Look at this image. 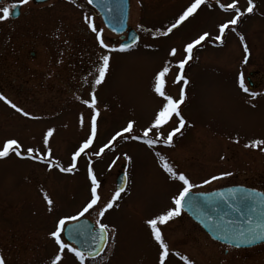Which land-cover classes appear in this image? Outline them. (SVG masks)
<instances>
[{
  "label": "rangeland",
  "instance_id": "obj_1",
  "mask_svg": "<svg viewBox=\"0 0 264 264\" xmlns=\"http://www.w3.org/2000/svg\"><path fill=\"white\" fill-rule=\"evenodd\" d=\"M129 3L119 52L86 0L0 3V264H264L178 205L264 191V0ZM81 216L108 232L95 262L62 238Z\"/></svg>",
  "mask_w": 264,
  "mask_h": 264
},
{
  "label": "water",
  "instance_id": "obj_2",
  "mask_svg": "<svg viewBox=\"0 0 264 264\" xmlns=\"http://www.w3.org/2000/svg\"><path fill=\"white\" fill-rule=\"evenodd\" d=\"M1 1V0H0ZM46 0H33L44 2ZM98 12L103 25L114 34L126 32L120 46L128 48L137 41V33L128 28L129 0H87ZM19 15V4L9 11L11 18ZM126 177H116V189L124 188ZM179 206L198 223L208 235L235 247H248L264 241V193L242 185L224 186L208 192L186 191ZM63 237L73 243L87 258L103 250L107 233L102 226L94 227L82 217L63 227Z\"/></svg>",
  "mask_w": 264,
  "mask_h": 264
},
{
  "label": "flooded vegetation",
  "instance_id": "obj_3",
  "mask_svg": "<svg viewBox=\"0 0 264 264\" xmlns=\"http://www.w3.org/2000/svg\"><path fill=\"white\" fill-rule=\"evenodd\" d=\"M215 242V241H213ZM217 244H219L221 247H223V252L226 254V253H229V251H247V250H250V249H256V252H259L261 250L264 251V242L261 243V244H258V245H255V246H252V247H247V248H236V247H232V246H229V245H226V244H222V243H219V242H215ZM95 262V260H94Z\"/></svg>",
  "mask_w": 264,
  "mask_h": 264
}]
</instances>
